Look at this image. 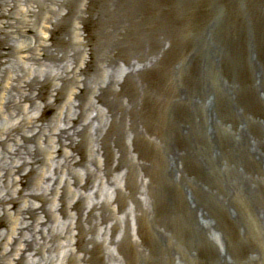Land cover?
<instances>
[{"label": "rangeland", "instance_id": "obj_1", "mask_svg": "<svg viewBox=\"0 0 264 264\" xmlns=\"http://www.w3.org/2000/svg\"><path fill=\"white\" fill-rule=\"evenodd\" d=\"M0 5V38L14 49L10 72L2 67L0 72V130L41 118L36 130L21 131L40 136V143H34L40 162L28 165L14 181L0 179V196L11 192L8 198L15 201L0 213V264H17L23 246L14 243L18 233L13 227L20 223L16 212L30 204L44 206L51 214L49 220L42 214L43 223L48 222L47 241L51 234L59 236L51 250V243L44 248L42 264H69L70 258L77 264H94L80 262L84 252L77 248L72 209L79 199H84V217L94 206L109 208L108 220L94 234L97 263L264 264V0H70L68 6L58 0H0ZM113 11L124 22L122 34L109 37L108 61L97 62L84 74L91 47H98L101 33L114 23ZM4 24L13 27L3 28ZM25 25L31 29L28 33L22 27L21 33L13 34ZM60 39L70 55L80 52L81 68L74 70V77L68 76L66 87L61 70L48 65L49 60L39 54L40 65L29 58L33 50L16 51L30 41L32 47L41 43L53 49ZM210 47H216V54L209 53ZM98 56L95 52L100 60ZM134 64L133 72L139 74L130 76ZM16 77L50 82L43 98L26 103V111L7 106ZM111 79L120 111L110 141L117 137L124 148L123 152L111 143L112 167L123 154L127 162L161 172L150 176L138 169L131 176V190L145 216L128 197L126 167L105 173L106 155L96 130L104 127L105 132L111 117L95 93ZM215 85L220 88L216 104L209 111L202 109L197 95L205 93L214 100ZM80 90L88 106L77 125L89 129L79 149L87 160L80 164V153L63 147V153L76 156L73 169L61 159L52 128L63 126L58 120L68 114L77 117ZM131 121L138 135L132 132ZM192 125L195 131H190ZM241 133L248 141H241ZM175 161H180L182 182L174 174ZM86 172L93 176L84 189ZM64 189L70 206L67 215L60 213ZM118 189L124 196L120 204ZM32 194L40 198L33 199ZM113 225L117 228L112 235ZM126 227L130 235L120 251L117 241ZM85 234L87 241L91 234ZM16 247L21 249L13 254Z\"/></svg>", "mask_w": 264, "mask_h": 264}, {"label": "bare ground", "instance_id": "obj_2", "mask_svg": "<svg viewBox=\"0 0 264 264\" xmlns=\"http://www.w3.org/2000/svg\"><path fill=\"white\" fill-rule=\"evenodd\" d=\"M58 1H60L61 5L68 6L70 0H58ZM118 2L121 3L123 2V0H118ZM132 3H133V6L136 5L135 1H132ZM115 5L117 4H114V6ZM114 10H116V8H114ZM69 13L71 14V11ZM113 13H114V17H113L114 23L112 25L107 26L105 28V31L101 33L102 38H100V40L98 41V47L97 45H94L91 47L90 60L87 62L86 66L84 67L82 71L84 74H87L88 70L93 69L97 62L106 63L108 61L107 54L110 49L109 37L113 35L115 37H118V35L122 34L121 30L123 28L122 26L124 22L121 21V19L119 18L117 11H113ZM8 27H13V26L12 24H8V25L4 24L3 26V28H8ZM22 27H26L27 33L31 30L27 28L28 25H25V26H21L20 28L14 30L13 34L16 35V34L21 33ZM31 43L32 41H30V43L19 44L16 47V51L17 52L18 51L28 52V51L33 50L29 58L36 60L35 63H38L40 65H43L42 64L43 62L40 63L41 58L38 56L39 54L42 55L44 59L49 60L50 63L48 65H50L51 67H56L58 70L59 69L61 70L62 73L59 77L63 83V87H66L69 83L68 81H71L70 80L71 78L69 79L68 76L72 74V77H74V70L81 68L80 63L77 61L79 58L80 52L75 51L72 55H70L64 46L65 44L64 39H60V42L58 43L54 42L52 45L54 47L53 49L41 43L32 47ZM41 50H42V53H41ZM216 51H217L216 47L215 49H212V47H210L209 49V53L211 55L214 52L216 54ZM13 52H14V49L11 47V45H9L6 39L0 38V72L2 71L1 67L4 68L3 72H10L11 56ZM95 52L99 53L98 57L100 60L94 57ZM2 58H6V59L2 60ZM70 62H72L73 64L75 63V65L71 69L70 67L72 66V63ZM129 68H131V66H129ZM135 70H136V64L132 66L130 76L134 74H137V75L139 74L138 71L133 72ZM63 73L65 75H62ZM15 81L16 83L12 85L11 87V91H13V96L10 97L11 99H9L7 106L9 109L11 108L16 109V108L21 107L23 111L24 110L26 111L27 109L26 103H32L33 101H35L36 96L39 98L44 97L45 88L50 83L49 79L40 81L36 77H33L31 79H26L23 77H16ZM113 85H114V81L111 79L110 81H108L105 87L103 86L99 87L96 90L97 93H95V98L106 107L111 117V123L105 132H104V127H98L96 130L97 139L100 142L101 148L103 149L106 155L105 173L107 174V176H109L112 174V171L118 170L122 166L126 167L127 187L130 188L128 197H130V199L133 201L135 205V209L137 211L139 210L141 214L145 216L146 211L144 210V207L141 201H139V199L136 198L135 194L131 190V184H130L131 176L134 175L138 171V169H140L145 175L147 174L150 176H151V173L161 174V172L155 167L146 166L144 164H139V166H136L130 163L129 161L127 162L123 154L117 158L116 164L114 165V167H112V162H113L112 149L113 148H112L111 143L114 144L113 145L114 147H117L118 149H121V151L124 152V148H121V144L119 143L117 137L113 138V140L110 141V134L113 131L116 113L120 111V104L117 103V96L119 95V93L115 91ZM214 88L216 92L214 100L212 99V97L207 96L205 93H201L202 95H197L195 101L196 103L201 105L202 109H206L207 111H209L216 104V99H217V94H218L216 89L217 88L220 89V88L217 85H215ZM82 89L84 90L85 88H82ZM83 90H80L82 94L78 96L79 104H78L77 117L73 118L70 116V114H68L63 119L58 120V122L64 123L63 126L58 123V125L56 124L55 127L53 126L52 128V130H54V134H56L55 136L57 139V143L60 145L59 148H57V151L62 156L61 159L64 158V164L72 167L73 169H76L77 167L76 165H78L76 162V156H74L73 153H69V152L63 153V147L66 146V147L72 148V150H77L78 153H80L81 155L82 161L80 164L85 165L86 164L85 162L87 160L86 154H82L80 152L79 147L84 142L85 136L88 133L89 125L82 126L81 128L80 126L77 125L81 117L84 116L85 111L88 106V102H87V99L85 98V94ZM58 93H60V90H58ZM113 95L114 97L111 98V96ZM181 96L182 95L179 96L180 97L179 99L182 98ZM130 102H131L130 104L134 106V103H132L131 100ZM120 114L122 117V113ZM201 117H202V121H204L205 117L204 116H201ZM40 120L41 118H38L36 120H33V118H30V119H26L23 123H19L18 125L9 127L6 130H0V135L1 134L5 135V138L0 137V179L4 178V179L9 180L10 177H12L14 181L15 180L14 176L16 174L20 175L22 171L28 165L33 166L37 164L38 162H40L39 148L37 147V145L34 144L35 142L40 143L39 141L40 136H38V134L37 135L36 134L27 135L21 132L23 130L25 131L27 127H31L29 128V130L31 131L36 130L37 122ZM213 124H216V123L213 121ZM130 128L132 129V132L135 135L139 134L138 127L133 121H131ZM190 131H195L194 125H192V128H190ZM239 136L242 138L241 141L247 140L246 137L244 138L242 137L244 136L242 133ZM163 144L164 145L167 144L166 140H163ZM177 156L179 155L176 154V156H174V159H177ZM185 158H186L185 155L181 156L182 162L185 161ZM20 160H22L21 163H19ZM95 162L96 161H93L94 164ZM174 165H175L173 166L174 174H176L180 178V181L182 182L184 177H183V174H181L183 170L179 169L180 161H175ZM92 176L93 175L91 173H87L85 183L81 186L82 188L85 189L89 186V184L92 182ZM73 177H74L75 183L77 185H80L81 180L75 177L74 175ZM13 181L12 183L14 187L15 184ZM7 184L9 185V182ZM203 188L206 189L205 186H203ZM9 196H11V192H8V191L6 192L5 195L0 196V213H1V210L4 211L6 209L7 207L6 205L8 204L9 201H11L12 203L15 202L14 198L13 197L8 198ZM25 197L26 196H23V199H22L23 202H25V199H26ZM31 197L33 199L40 198V196L37 194H32ZM123 200H124V196H122L121 190L118 189L116 203L120 204L123 202ZM60 201H61L60 213H62L63 215H67L70 206L68 202L66 201V190L65 189L62 191ZM72 209L75 210L76 228L78 229V234H79L77 248L81 252H84V255L82 256V259L80 260V262L85 261V262H95L94 264H100L94 260L98 258V255L96 258V253H95V251L97 250V246H96L97 243H96L94 234L97 230L98 225L103 224L108 220L109 214H110L109 208L105 207L104 205L100 207L94 206L86 213V216L84 217V212H83L84 199H79L76 203L72 205ZM16 213H17L18 219L20 220V223L18 226L13 227V233H18V236L14 239V243H16V245L23 246L22 248L23 251L20 257L18 258L17 264H28V263L42 264L44 252H45L44 248L48 245V243H51V245L48 246L49 248L48 250H51L52 245H53L52 242H54L55 240H58L59 238L57 234H51L49 236V240L47 241L48 236L44 235V228L46 225H48V222L43 223L42 214L48 220L51 218V214L44 206L38 207L32 204L27 205V206L25 205L20 206V208L17 210ZM116 228L117 226L113 225L112 230H111L112 235L116 231ZM85 232L91 234L90 238L87 241H85V237H86ZM129 235H130L129 229H127L126 227V230H124L123 237L117 241L118 250L122 251L126 247L125 243ZM28 237H31V238H28ZM8 239L10 240L11 237L8 236ZM41 239H42V243H41ZM88 244H91L92 247H89ZM19 249L21 248L16 247L15 252L13 254H16ZM124 258L129 262L130 259L127 258L125 253H124ZM69 262H70L69 264H77L74 258H70Z\"/></svg>", "mask_w": 264, "mask_h": 264}]
</instances>
